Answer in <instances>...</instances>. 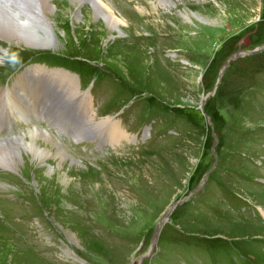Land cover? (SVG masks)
Segmentation results:
<instances>
[{"label": "rangeland", "instance_id": "1", "mask_svg": "<svg viewBox=\"0 0 264 264\" xmlns=\"http://www.w3.org/2000/svg\"><path fill=\"white\" fill-rule=\"evenodd\" d=\"M58 1L54 46L0 34V88L28 68L0 92V156L31 142L2 140L19 115L51 152L0 166V264H264V50L221 74L264 46V0H98L120 31ZM48 108L77 125L96 109L106 142L62 146L37 127Z\"/></svg>", "mask_w": 264, "mask_h": 264}, {"label": "bare ground", "instance_id": "2", "mask_svg": "<svg viewBox=\"0 0 264 264\" xmlns=\"http://www.w3.org/2000/svg\"><path fill=\"white\" fill-rule=\"evenodd\" d=\"M71 1L75 2V6L79 5L80 7L86 2V0ZM51 2L52 0H0V34L15 40L17 44H25L27 47L47 48L54 46V30L51 22L49 23V18L46 13L47 10L52 9ZM93 4L92 6L96 17L103 19L108 28L112 31H120V24L122 21L113 13L105 12L100 1L93 0ZM196 18L201 20V17L198 18L196 16ZM73 84L74 91L77 93L75 81ZM48 110L49 108L45 110V113H47ZM60 127L65 129L63 126ZM28 131H30L28 136L32 137L30 138L31 142L23 143V150H25L26 153H30L34 160L43 164V162L45 163L46 159L51 156V152L47 149L35 146L34 139L37 137L36 134L38 136L41 134L36 132L37 129H29ZM69 134L71 135V133ZM24 138L23 136H19L13 140H17L18 142V140H23ZM74 138L77 139V137ZM4 141H10V139ZM23 150L21 148H15L6 152V155L3 157L0 156V166H6L7 169H19L22 161L28 157L24 155ZM59 153L63 155L62 150H60ZM52 172H54V170H52Z\"/></svg>", "mask_w": 264, "mask_h": 264}, {"label": "clouds", "instance_id": "3", "mask_svg": "<svg viewBox=\"0 0 264 264\" xmlns=\"http://www.w3.org/2000/svg\"><path fill=\"white\" fill-rule=\"evenodd\" d=\"M7 56V53H5ZM21 56L17 52H12L10 56H7V63L10 66H15L16 64H19L21 62Z\"/></svg>", "mask_w": 264, "mask_h": 264}, {"label": "water", "instance_id": "4", "mask_svg": "<svg viewBox=\"0 0 264 264\" xmlns=\"http://www.w3.org/2000/svg\"><path fill=\"white\" fill-rule=\"evenodd\" d=\"M262 50H264V47L263 48H258L257 50H254V51H247V52H243V54H250V55H252V54H257L258 52H261ZM242 53H240V54H238V55H241ZM237 55V56H238Z\"/></svg>", "mask_w": 264, "mask_h": 264}]
</instances>
